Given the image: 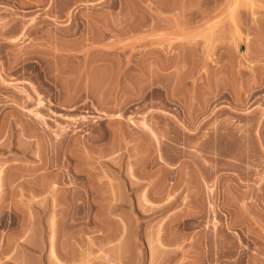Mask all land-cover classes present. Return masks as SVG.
Wrapping results in <instances>:
<instances>
[{"label":"rangeland","instance_id":"rangeland-1","mask_svg":"<svg viewBox=\"0 0 264 264\" xmlns=\"http://www.w3.org/2000/svg\"><path fill=\"white\" fill-rule=\"evenodd\" d=\"M0 65V264H264V0H0Z\"/></svg>","mask_w":264,"mask_h":264},{"label":"bare ground","instance_id":"bare-ground-1","mask_svg":"<svg viewBox=\"0 0 264 264\" xmlns=\"http://www.w3.org/2000/svg\"><path fill=\"white\" fill-rule=\"evenodd\" d=\"M7 24H8V23H7ZM7 24H5V25L7 26ZM3 26H4V25H3ZM4 27H5V26H4ZM5 28H6V27H5ZM5 28H2V29L4 30ZM15 40H16V38H15ZM20 53H21V52L19 51V54H18V55H21ZM16 55H17V54H16ZM17 57H19V56H17ZM17 57H16V58H17ZM0 66H1V65H0ZM2 68H3V67H2ZM4 69H5V68H4ZM4 69H3V70H4ZM6 71H7V70H6ZM3 72H4V71H3ZM8 72H9V70H8ZM1 73H2V71H1ZM9 74H10V72H9ZM1 75H2V74H1ZM7 75H8V74H7ZM3 76H4V75H3ZM0 77H2V76H0ZM5 77H7V76H5ZM2 78H3V77H2ZM7 78H8V77H7ZM3 80H4V79H3ZM1 81H2V80H1ZM4 81H5V80H4ZM9 81H10V80H9ZM6 83H7V82H6ZM6 83H5V85H6ZM10 83H11V82H10ZM12 83H13V82H12ZM3 84H4V83H3ZM3 84H2V85H3ZM2 85H1V86H2ZM5 85H4V86H5ZM7 85H8V84H7ZM2 88L4 89V87H2ZM0 89H1V88H0ZM7 89H8V87H7ZM21 90H22V92L24 91L23 88H22ZM24 92H26V90H25ZM24 95H25V94H24ZM26 95L28 96V93H27ZM20 96H22V95H20ZM38 96H39V95H38ZM28 97H29V96H28ZM23 98H24V96H23ZM29 98H30V97H29ZM25 99H26V98H25ZM25 101H26V100H25ZM39 101H41V100H40V96H39ZM39 101H38V102H39ZM26 102H27V101H26ZM26 102H25V103H26ZM41 103H42V102H40V104H41ZM42 104H43V103H42ZM36 106H38V105H36ZM30 110H31V109H30ZM33 110H34V109H33ZM37 111H38V110H37ZM37 111H36V112H37ZM38 114H39V113H38ZM35 115H36V113H35ZM40 115H41V114H40ZM38 116H39V115H38ZM41 116H42V115H41ZM5 118H6V117H5ZM42 118H43V116H42ZM3 121H4V123L6 122L5 120H3ZM3 121H2L1 123H3ZM11 122H12V121H11ZM4 123H3V124H4ZM14 123H15V122H14ZM5 124H7V122H6ZM12 124H13V123H12ZM7 125H8V124H7ZM14 126H15V125H14ZM14 126H13V127H14ZM0 127H1V126H0ZM5 127H7V126H5ZM8 127H9V126H8ZM10 127L12 128V126H10ZM1 128H2V127H1ZM1 128H0V131H1ZM2 130H3V128H2ZM0 133H1V132H0ZM153 134H155V133L153 132ZM116 233H117V232H116ZM118 233H119V232H118ZM162 233H163V231H162ZM162 233H161V234H162ZM111 234H112V233H111ZM114 234H115V233H113L112 235H114ZM157 234H158V233H157ZM159 235H160V232H159V234H158L157 236H159ZM107 236H109V235H107ZM107 236H106V237H107ZM164 236H165V235H163V237H164ZM110 237H111V238H112V237L114 238L115 236H110ZM110 237H109V238H110ZM159 237H161V236H159ZM161 238H162V237H161ZM166 238H167V237H166ZM178 238H179V237H178ZM54 239H55V237L53 238V240H54ZM158 239H159V238H158ZM163 239H165V238H163ZM173 239H174V238H173ZM175 239H176V238H175ZM180 239H181V238H180ZM56 240H57V238H56ZM108 240H109V239H108ZM161 240H162V239H161ZM110 241H111V240H110ZM10 242H11V241H10ZM11 243H12V242H11ZM50 243H51V242H50ZM54 243H55V242H54ZM160 243H161V242H160ZM162 243H164V242H162ZM7 244L10 245L9 242H8ZM23 244H24V243H23ZM26 245H27V243H26ZM50 245H51V244H50ZM162 245H163V244H162ZM164 245H165V243H164ZM10 246H12V245H10ZM10 246H9V247H10ZM24 246H25V245H24ZM28 246H29V245H28ZM28 246H27V247H28ZM52 246H53V245H52ZM27 247H26V248H27ZM7 248H8V247H7ZM52 248H53V247H52ZM58 248H59V247H58ZM8 249H9V248H8ZM27 249H28V248H27ZM31 249H32V247H31ZM54 249L56 250V248H53V253L55 254V255H53V256L56 257V262H55V263H57L58 261H60L61 258H60V256H59V257L57 256L59 253L57 252V253H58V254H57L56 251H55ZM59 249H60V248H59ZM59 249H58V250H59ZM28 250H29V249H28ZM60 250H61V249H60ZM31 252H32V251H31ZM69 252H70V251H69ZM61 253H62V252H61ZM61 253H60V255L63 256ZM64 253H66V252H64ZM64 253H63V254H64ZM67 253H68V252H67ZM64 256H65V255H64ZM43 258H44V257H43ZM40 260H41V258H40ZM45 260H46V259H45ZM51 260H52V259H51ZM46 261H47V260H46ZM46 261H43V262H46ZM48 261H49V262H52V261H50V260H48ZM54 261H55V260L53 259V262H54ZM53 262H52V263H53ZM39 263H41V262H39ZM52 263H50V264H52ZM60 263H61V261L59 262V264H60ZM63 263H64V262H63ZM47 264H48V263H47ZM57 264H58V263H57Z\"/></svg>","mask_w":264,"mask_h":264}]
</instances>
